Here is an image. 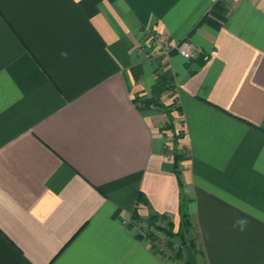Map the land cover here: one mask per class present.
<instances>
[{"label":"crops","instance_id":"crops-1","mask_svg":"<svg viewBox=\"0 0 264 264\" xmlns=\"http://www.w3.org/2000/svg\"><path fill=\"white\" fill-rule=\"evenodd\" d=\"M134 211L264 264V0H0V264H187Z\"/></svg>","mask_w":264,"mask_h":264},{"label":"trees","instance_id":"trees-1","mask_svg":"<svg viewBox=\"0 0 264 264\" xmlns=\"http://www.w3.org/2000/svg\"><path fill=\"white\" fill-rule=\"evenodd\" d=\"M166 111L168 114H170V108L166 106ZM165 128L173 131V143H177V140L179 137L182 136L181 131L178 133H174V125L172 122V118L169 116V120L165 123ZM175 159L178 162L181 159V156L178 153H175ZM137 202H144L146 203V199L143 196L142 193L137 194ZM133 218L136 220H142L146 222V226L149 228H152L154 230H162L165 235L167 236L166 239V245L168 247H171L175 240L178 241V249L176 252H178L177 255L182 254L186 258L187 264H189L188 259L184 252V246L183 242L185 241L186 244L189 245L191 250L195 253L198 262H200V258H203V251L199 245L198 242V235L195 234L196 230L195 227L190 219V217L186 213H182L181 220L179 223V228L177 230H174L173 223L169 221L164 215H159L157 213H151L149 216H147L146 219H141L139 215L136 213V211L133 212ZM166 221L164 225H160L157 222H163ZM150 234V233H149ZM151 236V235H150ZM204 263V262H203Z\"/></svg>","mask_w":264,"mask_h":264},{"label":"built area","instance_id":"built-area-1","mask_svg":"<svg viewBox=\"0 0 264 264\" xmlns=\"http://www.w3.org/2000/svg\"><path fill=\"white\" fill-rule=\"evenodd\" d=\"M145 48L149 51L155 52L156 54L158 53L161 56H168L171 51L175 50L180 56L187 60L202 52L201 47L190 39H182L177 43H170L152 29H148L146 31ZM166 146L167 145L165 144V147ZM124 222H127L132 227L138 229L140 236L147 238L151 243L158 245H162L164 243V239L161 234L154 231L152 228L145 226L141 221L131 218Z\"/></svg>","mask_w":264,"mask_h":264},{"label":"rangeland","instance_id":"rangeland-1","mask_svg":"<svg viewBox=\"0 0 264 264\" xmlns=\"http://www.w3.org/2000/svg\"><path fill=\"white\" fill-rule=\"evenodd\" d=\"M168 130V133H167V135H168V137H169V144L171 145V144H173V131L172 130H169V129H167ZM174 133H175V131H174ZM166 144H168L167 142H166ZM181 153H183V150H181L180 151V154ZM158 224H160V225H164L162 222H157ZM143 224L146 226V222H144L143 221ZM154 230V229H153ZM154 231H156V232H158L159 234H161L162 236H163V239H164V243H163V246H165L172 254H171V256H181L182 254H180V255H177L178 254V252H176L177 251V249H178V241L177 240H175V242L173 243V245L171 246V247H168L165 243V241H166V239H167V236L165 235V233L162 231V230H159V229H157V230H154ZM195 234H196V232H195ZM197 235V234H196ZM169 256H170V254H168ZM183 256V255H182ZM200 260V262H201V264H204L203 263V261H202V258H200L199 259Z\"/></svg>","mask_w":264,"mask_h":264},{"label":"water","instance_id":"water-1","mask_svg":"<svg viewBox=\"0 0 264 264\" xmlns=\"http://www.w3.org/2000/svg\"><path fill=\"white\" fill-rule=\"evenodd\" d=\"M183 246H184V252L188 259L189 264H200L197 260L195 253L191 250L189 245L185 243V241L183 242Z\"/></svg>","mask_w":264,"mask_h":264}]
</instances>
